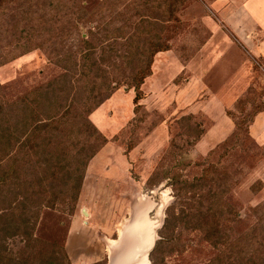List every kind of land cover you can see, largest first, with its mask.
<instances>
[{
  "label": "trees",
  "instance_id": "obj_1",
  "mask_svg": "<svg viewBox=\"0 0 264 264\" xmlns=\"http://www.w3.org/2000/svg\"><path fill=\"white\" fill-rule=\"evenodd\" d=\"M171 6L167 0H0V66L39 50L54 67L48 75L41 70L0 83V264L67 263L62 244L50 256L33 257L35 222L45 209L74 213L88 163L106 143L89 115L124 85L138 106L155 55L170 48L168 30L178 22ZM80 26L86 35H78ZM233 139L238 143L226 139L220 160L198 176L171 183L176 199L191 202L166 207L150 264H166V245L177 244L173 232L177 241L196 233L209 247L189 239L186 264H264L260 207H246L257 215L249 221L230 195L235 174L225 163ZM18 238L26 258L17 250L12 257L8 240Z\"/></svg>",
  "mask_w": 264,
  "mask_h": 264
},
{
  "label": "rangeland",
  "instance_id": "obj_2",
  "mask_svg": "<svg viewBox=\"0 0 264 264\" xmlns=\"http://www.w3.org/2000/svg\"><path fill=\"white\" fill-rule=\"evenodd\" d=\"M167 1L171 17L178 19L168 30L170 48L155 55L137 107L133 89L124 85L89 115L106 143L89 161L91 174L83 180L74 213L45 209L35 222L36 259L62 244L66 264L113 262L111 241L137 210L154 226L145 253L150 264L147 253L159 238L166 207L191 202L176 199L171 183L198 176L208 163L220 160L218 147L229 137L238 138V143L231 141L235 151L225 163L235 174L230 195L249 221L260 217L264 247V144L248 132L254 115L264 109V31L254 30L256 49L250 48L218 19L213 0ZM86 31L80 26L78 35ZM41 70L48 75L54 67L41 51L32 50L0 66V83L31 78ZM256 205L255 216L246 207ZM176 236L173 232L171 243L177 244L166 245V264H186L187 241L201 240L196 233L185 232L179 241ZM24 243L8 240L12 257L25 254ZM199 243L201 250L209 249Z\"/></svg>",
  "mask_w": 264,
  "mask_h": 264
},
{
  "label": "crops",
  "instance_id": "obj_3",
  "mask_svg": "<svg viewBox=\"0 0 264 264\" xmlns=\"http://www.w3.org/2000/svg\"><path fill=\"white\" fill-rule=\"evenodd\" d=\"M211 6L218 13V19L226 23L228 31L236 39L244 46L256 49L253 34L256 29L264 31V0H213ZM248 132L256 142L264 144V109L254 115ZM95 157L90 160V164ZM89 174L91 167L87 166L85 176Z\"/></svg>",
  "mask_w": 264,
  "mask_h": 264
},
{
  "label": "bare ground",
  "instance_id": "obj_4",
  "mask_svg": "<svg viewBox=\"0 0 264 264\" xmlns=\"http://www.w3.org/2000/svg\"><path fill=\"white\" fill-rule=\"evenodd\" d=\"M153 227L146 213L136 210L127 227L124 230L119 229L117 239L111 241L110 245L116 248V257L113 258L112 263L148 264L145 253L153 243L154 238L151 232Z\"/></svg>",
  "mask_w": 264,
  "mask_h": 264
},
{
  "label": "water",
  "instance_id": "obj_5",
  "mask_svg": "<svg viewBox=\"0 0 264 264\" xmlns=\"http://www.w3.org/2000/svg\"><path fill=\"white\" fill-rule=\"evenodd\" d=\"M82 211V213L84 214V215H87V212L84 210V209H82L81 210ZM117 239V238H116ZM155 241V240H154ZM154 245V244H153ZM152 249V248H151ZM149 254V252L147 253V255ZM108 264H113L112 263V259H110V261L108 262Z\"/></svg>",
  "mask_w": 264,
  "mask_h": 264
}]
</instances>
